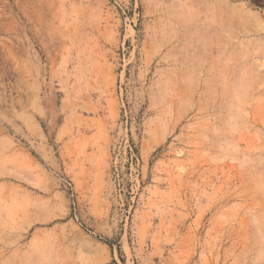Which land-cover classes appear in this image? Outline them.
<instances>
[{
	"label": "rangeland",
	"instance_id": "1",
	"mask_svg": "<svg viewBox=\"0 0 264 264\" xmlns=\"http://www.w3.org/2000/svg\"><path fill=\"white\" fill-rule=\"evenodd\" d=\"M12 149L0 264H264V0H0Z\"/></svg>",
	"mask_w": 264,
	"mask_h": 264
},
{
	"label": "crops",
	"instance_id": "2",
	"mask_svg": "<svg viewBox=\"0 0 264 264\" xmlns=\"http://www.w3.org/2000/svg\"><path fill=\"white\" fill-rule=\"evenodd\" d=\"M40 157L45 155L51 160L50 151L46 147H40L36 151ZM12 161V162H10ZM12 165L7 170L8 163ZM12 173L10 175L8 173ZM0 175L2 178L6 179L9 183L13 184L14 186L18 187L19 189H23V192L30 190H35L36 188H40L44 186L45 180L47 177V172L42 168L41 162L33 155V153L29 152L28 150H14L3 152L0 156ZM16 175H19L17 177ZM9 206L11 209L12 203L7 202L6 205ZM13 212V209H11ZM4 218L12 219V216H8L7 213L2 212ZM12 214V213H10Z\"/></svg>",
	"mask_w": 264,
	"mask_h": 264
},
{
	"label": "built area",
	"instance_id": "3",
	"mask_svg": "<svg viewBox=\"0 0 264 264\" xmlns=\"http://www.w3.org/2000/svg\"><path fill=\"white\" fill-rule=\"evenodd\" d=\"M66 184H67V189H68V191H70V195H71V198H72V200H73V202H72V204H73V212H74V215L76 216V204H75V198H74V189H73V185H72V183H70V182H66ZM77 217V216H76Z\"/></svg>",
	"mask_w": 264,
	"mask_h": 264
}]
</instances>
